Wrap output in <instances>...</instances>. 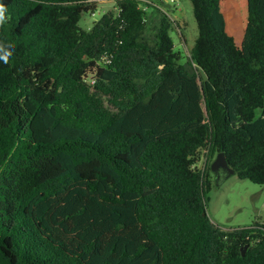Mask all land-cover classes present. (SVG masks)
I'll use <instances>...</instances> for the list:
<instances>
[{
	"label": "trees",
	"instance_id": "obj_1",
	"mask_svg": "<svg viewBox=\"0 0 264 264\" xmlns=\"http://www.w3.org/2000/svg\"><path fill=\"white\" fill-rule=\"evenodd\" d=\"M190 2L187 57L181 25L134 0L88 31L98 0H0V264H264V225L207 214L219 153L264 187V139L242 131L264 111L260 0L247 56L215 25L221 0Z\"/></svg>",
	"mask_w": 264,
	"mask_h": 264
},
{
	"label": "rangeland",
	"instance_id": "obj_2",
	"mask_svg": "<svg viewBox=\"0 0 264 264\" xmlns=\"http://www.w3.org/2000/svg\"><path fill=\"white\" fill-rule=\"evenodd\" d=\"M243 9H248L247 0H239ZM116 4L111 0L98 2V10L93 14L84 13L79 23L83 30H90L102 17L110 11H116ZM173 20L181 25V30L174 28L171 37L176 50H181L190 57L191 48L198 35L190 0H180L176 9H170ZM248 23V22H247ZM184 37L181 36V33ZM244 134H249L253 140L264 139V111L258 119L242 126ZM206 162L205 155L197 165L203 169ZM207 214L210 219L224 230L245 228L260 223L264 225V187L248 180L239 179L236 175L225 180L219 186H214L208 194Z\"/></svg>",
	"mask_w": 264,
	"mask_h": 264
},
{
	"label": "crops",
	"instance_id": "obj_3",
	"mask_svg": "<svg viewBox=\"0 0 264 264\" xmlns=\"http://www.w3.org/2000/svg\"><path fill=\"white\" fill-rule=\"evenodd\" d=\"M248 9H243L239 0H221L214 16L217 28L224 29L232 36L243 53L248 55V46L251 37V27L247 23L250 11V0H247ZM259 9L264 16V0H260Z\"/></svg>",
	"mask_w": 264,
	"mask_h": 264
},
{
	"label": "water",
	"instance_id": "obj_4",
	"mask_svg": "<svg viewBox=\"0 0 264 264\" xmlns=\"http://www.w3.org/2000/svg\"><path fill=\"white\" fill-rule=\"evenodd\" d=\"M211 171L214 175L215 185L219 186L225 180L229 179L230 177L234 176L236 173L235 171L229 166L226 157L223 153H219L214 161L211 164ZM248 248V245L245 246L243 249L242 255H245V252Z\"/></svg>",
	"mask_w": 264,
	"mask_h": 264
},
{
	"label": "built area",
	"instance_id": "obj_5",
	"mask_svg": "<svg viewBox=\"0 0 264 264\" xmlns=\"http://www.w3.org/2000/svg\"><path fill=\"white\" fill-rule=\"evenodd\" d=\"M104 0H98V2H102ZM113 1L115 4L117 1H121V0H111ZM137 2L138 4V8L143 11V12H147L149 11L151 8H158L160 10H162L163 12L167 13L171 18L172 16L170 15V9L174 8L176 9V7L179 5L180 0H134ZM173 19V18H172ZM110 62V60H106V61H100L98 62L99 66H103L105 64H108Z\"/></svg>",
	"mask_w": 264,
	"mask_h": 264
},
{
	"label": "clouds",
	"instance_id": "obj_6",
	"mask_svg": "<svg viewBox=\"0 0 264 264\" xmlns=\"http://www.w3.org/2000/svg\"><path fill=\"white\" fill-rule=\"evenodd\" d=\"M10 17L8 9L4 3H0V27H3ZM14 45L0 41V61L8 64L13 55Z\"/></svg>",
	"mask_w": 264,
	"mask_h": 264
}]
</instances>
